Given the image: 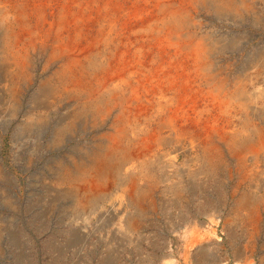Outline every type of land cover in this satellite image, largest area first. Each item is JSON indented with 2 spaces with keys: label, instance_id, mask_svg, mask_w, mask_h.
<instances>
[{
  "label": "bare ground",
  "instance_id": "1",
  "mask_svg": "<svg viewBox=\"0 0 264 264\" xmlns=\"http://www.w3.org/2000/svg\"><path fill=\"white\" fill-rule=\"evenodd\" d=\"M226 205L224 228L251 243L264 229V0H0V264H35L21 218L71 226L67 244L50 240L56 255L101 244L118 264L126 247L142 258L140 232L173 211L180 258L208 261Z\"/></svg>",
  "mask_w": 264,
  "mask_h": 264
},
{
  "label": "rangeland",
  "instance_id": "2",
  "mask_svg": "<svg viewBox=\"0 0 264 264\" xmlns=\"http://www.w3.org/2000/svg\"><path fill=\"white\" fill-rule=\"evenodd\" d=\"M9 149H11V146L7 136L3 141V156H5V158H7L9 155ZM8 162L9 164L11 163V158H8ZM213 192L214 193L210 195L209 199L212 205H215L218 203V194L215 191ZM195 204V200L187 203L184 207V213H196ZM229 208L230 207L226 205V207L222 210L221 217L215 220L214 228L216 229V231L214 233V237L217 243L214 244V248L212 250L213 254L210 260H192L190 264H264V229H259L260 231L258 236L255 237L254 240H252L250 243L248 240V232H246L245 234V232L241 231L240 228H236L234 230L232 228L230 230L224 228L223 220L229 213ZM169 214H171L170 221H167L164 217L161 216L157 220H153L151 224L149 222L150 226H148L147 228H143L140 232L145 239L141 247V251L143 254L142 258L138 254L139 252L136 247H126L125 251L120 255L118 264H165V258L170 254H173L180 264H185L184 261L180 258V251L183 246L181 240L182 234L185 231L186 224L181 223V225L178 224L177 226H173L172 228L168 227L166 223H172L177 213L173 211ZM33 217V214H29L28 220L32 221ZM27 222L28 221H26L25 223L24 218H21V221L19 223L23 231L25 240H28L27 234L30 235L31 239L29 240V257L31 256V259L35 264H106V253L101 244H89L85 246L82 258L78 256V248H70L68 254L66 252L63 256L56 255L57 253L51 250V241L55 240L63 245L67 244L69 238L68 231L70 230L71 226L68 227L65 223L56 222L52 223L53 226L50 225L45 233H40L36 229H34L33 226L28 225ZM91 223L95 224V219H93ZM27 228H29L30 232ZM62 230H64L65 232ZM254 244H256V247ZM252 246H254V248H252ZM245 247L252 248L254 251V257L251 260L246 261L244 258L240 259L235 255V251L238 248L244 249ZM7 260H3L4 262L1 261V263H12L10 259Z\"/></svg>",
  "mask_w": 264,
  "mask_h": 264
}]
</instances>
